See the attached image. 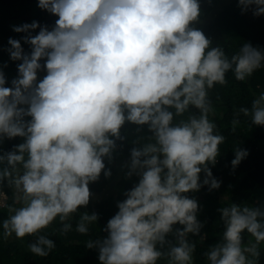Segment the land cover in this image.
<instances>
[{"label":"clouds","instance_id":"clouds-1","mask_svg":"<svg viewBox=\"0 0 264 264\" xmlns=\"http://www.w3.org/2000/svg\"><path fill=\"white\" fill-rule=\"evenodd\" d=\"M37 6L58 17L54 25L12 26L26 33L21 39L31 51L10 37L6 51L20 61L10 86L0 70V143L23 138L0 153V164L7 165L0 181L22 193V206L10 208L13 214L3 221L4 237L36 236L29 250L48 256L55 242L39 233L57 217L62 233L71 230L65 221L89 204V184L102 171L111 176L105 159L111 162L129 123L137 133L146 126L150 134L143 146L132 141L126 165V177L135 174L138 183L117 202L103 229L107 235L86 247L98 249L100 264H157L165 256L168 264H193L196 245L187 236L199 235L203 224L198 201L188 193L220 187L209 165L216 164L225 141L209 119L208 93L227 83L229 70L245 81L261 68L264 50L245 42L229 58L213 47L212 38L193 26L200 0H38ZM237 6L242 13L264 14V0H237ZM40 71L46 72L42 79ZM240 111L264 126V93L253 99L251 111ZM238 123L232 121L233 130ZM247 155L237 147L232 167ZM217 211L224 232L222 242L205 253L209 264H257L264 209L232 203ZM97 219L83 212L76 231L88 233ZM245 231L255 239L246 247Z\"/></svg>","mask_w":264,"mask_h":264},{"label":"trees","instance_id":"trees-1","mask_svg":"<svg viewBox=\"0 0 264 264\" xmlns=\"http://www.w3.org/2000/svg\"><path fill=\"white\" fill-rule=\"evenodd\" d=\"M37 2L38 0H0V70L4 72L9 86L11 80L17 76V64L20 61H12L9 58L6 51L10 47L8 39L11 37L20 40L24 51H31L30 45L21 39L26 33L15 32L12 26L37 21L51 28L58 18L40 9ZM200 6V19L193 26L201 29L207 37H211L212 46L222 47L229 58L238 53L245 42L264 50V14L254 16L251 9L242 13L237 6V0H200ZM38 31L39 28L33 30L32 34L35 35ZM45 74L44 71L38 72V79H42ZM226 81L224 85L216 84L208 93L212 105L209 119L217 125L216 131L225 137L216 164L209 165L213 177L220 181V187L209 190L208 186L204 185L199 191L188 193L198 201L200 210L197 218L203 224L199 235L187 236L189 242L196 245L193 264H209L205 253L215 244L222 242L224 223L217 211L219 208L236 203L264 209V126L252 124L251 115L245 116L240 111L241 108L251 111L253 99L264 93V63L245 81L236 80L234 73L229 70L226 73ZM191 111L198 114L197 109L193 108ZM186 117L187 113L185 117H177L174 122ZM234 119L239 120L235 130L232 124ZM136 127L133 124H125L122 134L126 135V139L117 141L111 162L105 159V166L110 169L111 176L105 177L102 171L100 178L89 184L92 193L89 204L79 207L78 211L65 221L72 225L71 230L62 233V224L57 217L48 228L39 233L55 242V248L48 256H36L29 250L28 245L35 242L36 236L28 235L17 239L13 234L4 237L3 221L13 213L10 212L8 204L0 205V264H100L98 249H89L86 243L107 235L103 229L118 211L117 202L125 199L124 193L138 183L139 177L135 174L126 177V165L130 162V149L134 146L132 141L139 139V146H143L149 142L150 134L146 126H143L139 133L135 131ZM21 142L23 138L20 137L5 139L0 143V153L12 150L14 145ZM237 147L246 149L248 155L233 168L231 161L235 157ZM6 166V163L0 164V170ZM221 191L228 192L226 199L221 198ZM2 193L6 194L10 201L16 197L17 208L22 206V193L10 186L7 179L0 181V195ZM85 211L89 214L96 213L98 219L88 225V233L81 234L76 231V225ZM174 227L182 226L177 224ZM242 237L245 247L250 241L255 242L254 237L246 231L242 233ZM168 239L173 244L177 243L174 234H169ZM167 247L166 245L163 251L166 252ZM258 249L260 255L257 264H264V242L258 245ZM157 264H168V258L162 257Z\"/></svg>","mask_w":264,"mask_h":264},{"label":"rangeland","instance_id":"rangeland-1","mask_svg":"<svg viewBox=\"0 0 264 264\" xmlns=\"http://www.w3.org/2000/svg\"><path fill=\"white\" fill-rule=\"evenodd\" d=\"M220 195H221L222 199H226L229 194L226 191H221ZM17 200L18 199L15 197V198H12L11 201H10V198L8 199L7 195L4 194V193H2L0 195V205L8 204L10 206V208H17V205H15Z\"/></svg>","mask_w":264,"mask_h":264}]
</instances>
